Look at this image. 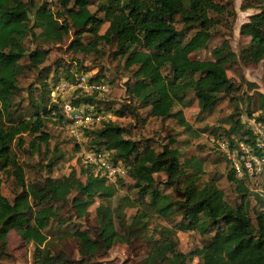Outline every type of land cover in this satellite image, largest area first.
<instances>
[{"label":"trees","instance_id":"trees-1","mask_svg":"<svg viewBox=\"0 0 264 264\" xmlns=\"http://www.w3.org/2000/svg\"><path fill=\"white\" fill-rule=\"evenodd\" d=\"M94 1H97V9L103 14V19L89 10ZM57 2L60 11L53 12L50 8L36 6L33 0H0V171L5 176H13L21 188L11 201L0 193V252L7 249V237L13 230L23 242L34 246V264H94L97 257L116 243L130 242L117 231L114 215L106 206L101 204L96 208V236L91 237L79 229L74 231L78 241L77 259L63 251L51 254L46 248L48 239L44 230L52 221L59 225L67 223L62 217L66 206H70L73 215L84 216L96 196L112 197L114 187L93 174L91 165L74 168L63 177L48 175L42 181L26 182L24 171L12 150V143L21 134L32 136L30 148H36L38 143L47 145L49 135L43 131L45 119L64 118L61 107L50 99L51 86L59 80L55 77H49L43 84L48 108H44L42 114L36 113L33 117L16 121L10 116V99L17 89L20 61L26 57L25 39L32 37L41 44L60 43L72 31L68 49L85 54L97 52L100 42L115 44L117 54L124 59V67L130 73L125 83L128 98L135 104H141L140 108H147V117L166 119L173 115L185 126L181 111L172 114V109L189 89L194 90L200 111L209 112L220 95H229L234 89L233 81L227 76L231 65L249 66L264 61V0L257 1L258 11L239 28L240 35L249 38L240 53L233 51L225 39L212 49L211 58L204 60L194 59L191 54L204 49L211 39L212 30L219 23L212 14L235 16L234 11L215 0ZM176 18L183 27L195 29L185 42L182 41V31L175 27ZM57 19H61L60 25ZM104 22L108 26L101 34ZM35 28L40 29L38 34ZM85 32L92 36L87 44L81 41ZM46 54V50L35 47L28 55L31 66L39 71ZM75 74L79 73L76 71ZM247 86L256 97L258 109L264 112V94L256 91L253 83H247ZM72 102L93 105V98L91 93L80 94L73 96ZM124 110L134 114L135 106L126 104L122 110L116 111L117 115L123 116ZM256 119L264 124L263 116ZM234 124L238 128L244 125L240 119ZM236 127L232 128L233 131ZM94 134L93 143L99 146L90 149L108 150L114 159L124 163L130 161V166L125 164L126 172L129 171V177L140 193L149 192L156 182L155 174H164L175 198L170 194L150 192L147 202L150 211L163 217L170 213L179 215L184 231L196 230L202 235L213 232L209 241L195 248L190 255L201 258L202 264H264V199L252 193L246 178H237L229 167L227 178L234 183L240 198L238 204L232 205L213 181L199 184L202 174L200 162L196 158L181 162L175 139L169 138L168 144L160 150L148 143L141 148L129 137L126 126L111 121L94 130ZM242 136L230 141L229 146L250 140L252 133L247 129ZM52 166L50 159L46 165L48 173H51ZM1 184L0 178V188ZM252 195L259 203V209L250 207ZM146 217V212L132 216L134 230L129 235L138 230ZM186 258L187 255L178 251L172 242H165L155 246L142 264H185Z\"/></svg>","mask_w":264,"mask_h":264},{"label":"rangeland","instance_id":"rangeland-1","mask_svg":"<svg viewBox=\"0 0 264 264\" xmlns=\"http://www.w3.org/2000/svg\"><path fill=\"white\" fill-rule=\"evenodd\" d=\"M215 1L229 11H234L235 16L212 14L219 23L212 30V37L206 47L191 54L194 59L211 58L212 49L225 39L229 41L232 50L237 54L249 42L248 37L240 35L239 28L251 14L258 11L256 5L258 0ZM33 3L38 7L50 8L53 12L60 11L57 0H33ZM96 3L97 1H94L90 4L89 10L103 19V14L98 11ZM30 16L33 18V14ZM176 19L175 27L182 31V41L185 42L192 36L195 29L183 27L180 20ZM57 23L60 25L61 19H57ZM107 26L108 23L104 22L100 28L101 34ZM34 30L37 34L40 32L39 28ZM72 38L71 31L69 37H65L60 43L41 44L34 41L32 37L25 39L26 57L20 61L21 71L17 89L10 99V116L13 121H16L20 118L33 117L36 113L42 114L44 108H48L47 92L43 87L46 79L55 77L72 80L77 71L79 74H84L88 83L104 84L105 90H95L90 93L95 111L104 115L105 118L93 128L84 130L79 138L74 135V132L76 130L80 132L81 129H72L73 126L64 118L61 120L58 117L46 118L43 131L48 133L49 141L47 145L38 143L36 148L29 147L32 136L21 134L16 137L12 143V150L24 171L26 182L42 181L48 175L59 178L68 175L74 168L88 167L82 162V156L86 151L91 150L92 146H99L93 143L94 130L107 121H111L120 126H126L129 137L141 148L144 143H148L156 150H160L163 145L168 144L169 138L175 139L181 153V162L189 158H196L200 162L202 174L199 177V184L213 181L223 191L225 200L230 204L235 205L240 202L234 183L227 178L230 168L223 153L230 141L243 137L244 132L251 127L252 121H256L258 116L264 117V112L258 109L256 97L252 95L253 91H249L247 86V83H253L256 85L255 90L264 94V61L249 66L238 63L231 65L227 70V76L233 81L234 89L229 95H220L209 112L200 111L194 90L189 89L182 101L176 103L172 109V114L181 111L187 124L182 126L173 115L166 119L147 117L148 109L140 108L141 104H135L128 98L125 83L130 73L124 67V59L117 54L115 44L100 42L97 52L74 53L68 49ZM91 40L92 36L86 32L81 37L84 44ZM35 47L47 51L39 71L31 66L28 58ZM86 93L79 89L74 97L80 94L84 96ZM129 103L135 106V113L131 114L124 110L123 116H118L116 111L122 110V107ZM237 119L244 124L243 128L236 127L234 121ZM234 126L235 131L232 129ZM112 156L110 155V158ZM50 159L53 166L51 173H48L46 165ZM125 164L130 166V161ZM91 171L95 174L96 168H92ZM5 175L0 171L2 182L0 193L11 201L21 192V188L13 176ZM155 179L156 182L150 187L148 193H140L135 187L134 180L129 177V171L116 176L114 181L106 182L114 187V195L109 198L96 196L88 211L80 218L71 213L70 206H66L62 217L66 218L67 223L59 225L56 221H52L44 230L48 239L46 248L51 254L63 251L73 259L79 258L78 241L73 233L79 229L91 237L96 236L98 227L96 208L102 204L112 211L115 227L122 238L129 239L130 242L116 243L105 254L97 257L94 264H142L155 246L165 242H172L178 251L187 255L185 264H202L201 258L190 255V252L206 244L213 232L202 235L196 230L184 231L181 229L179 215L170 213L163 217L150 211L147 208L150 192L170 194L175 198L171 188L166 184L164 174H155ZM247 183L252 193H257L264 199L263 170ZM250 200L251 208L254 206L260 208L254 195ZM143 212H146L147 217L143 219L138 230L129 235V232L134 230L131 225L132 216ZM251 216L253 217V214ZM7 242V249L3 253L0 252V264H34L32 244L23 242L13 230L9 232Z\"/></svg>","mask_w":264,"mask_h":264},{"label":"built area","instance_id":"built-area-1","mask_svg":"<svg viewBox=\"0 0 264 264\" xmlns=\"http://www.w3.org/2000/svg\"><path fill=\"white\" fill-rule=\"evenodd\" d=\"M79 89L90 93L95 90H105L104 84L88 83L83 73L75 74L72 80L59 79L51 86L50 99L52 103L61 107L64 119L76 130L74 135L79 138L84 130L93 128L104 119V115L98 114L91 104H75L72 97ZM251 123V122H250ZM252 133L250 140H242L236 146L227 145L224 148L229 167L239 179L246 178L252 180L260 174L264 167V124L252 121L249 128ZM112 152L108 150H88L82 158V162L96 168L95 175L102 177L106 182L114 181L116 176H121L126 172L122 160L110 158Z\"/></svg>","mask_w":264,"mask_h":264}]
</instances>
